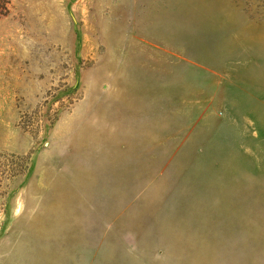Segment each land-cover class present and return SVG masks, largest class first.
I'll list each match as a JSON object with an SVG mask.
<instances>
[{
    "label": "rangeland",
    "instance_id": "rangeland-1",
    "mask_svg": "<svg viewBox=\"0 0 264 264\" xmlns=\"http://www.w3.org/2000/svg\"><path fill=\"white\" fill-rule=\"evenodd\" d=\"M5 7L0 264H264V0Z\"/></svg>",
    "mask_w": 264,
    "mask_h": 264
},
{
    "label": "trees",
    "instance_id": "trees-1",
    "mask_svg": "<svg viewBox=\"0 0 264 264\" xmlns=\"http://www.w3.org/2000/svg\"><path fill=\"white\" fill-rule=\"evenodd\" d=\"M6 0H0V17L3 16V13L6 11Z\"/></svg>",
    "mask_w": 264,
    "mask_h": 264
},
{
    "label": "bare ground",
    "instance_id": "bare-ground-1",
    "mask_svg": "<svg viewBox=\"0 0 264 264\" xmlns=\"http://www.w3.org/2000/svg\"><path fill=\"white\" fill-rule=\"evenodd\" d=\"M3 261V260H2ZM3 264V263H2ZM11 264V263H10Z\"/></svg>",
    "mask_w": 264,
    "mask_h": 264
}]
</instances>
